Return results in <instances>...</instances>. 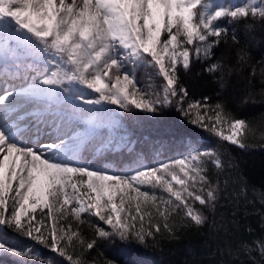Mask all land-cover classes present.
I'll return each instance as SVG.
<instances>
[{
	"label": "snow or ice",
	"instance_id": "6c2138e0",
	"mask_svg": "<svg viewBox=\"0 0 264 264\" xmlns=\"http://www.w3.org/2000/svg\"><path fill=\"white\" fill-rule=\"evenodd\" d=\"M257 21L264 28V0H0V256L60 264L33 244L18 246L25 238L69 264H97L89 253L106 243H154L162 227L174 236L177 227L205 226L228 168L215 148L157 164L137 156L118 170L92 157L127 150L131 121L163 123L170 108L248 147L242 130L253 125L223 102L189 100L185 77L206 62L219 88L229 87L232 72L249 65L237 33ZM221 44L233 51L231 67L223 55L213 59ZM83 214L108 227L86 239L72 224L92 227Z\"/></svg>",
	"mask_w": 264,
	"mask_h": 264
},
{
	"label": "trees",
	"instance_id": "16d2710c",
	"mask_svg": "<svg viewBox=\"0 0 264 264\" xmlns=\"http://www.w3.org/2000/svg\"><path fill=\"white\" fill-rule=\"evenodd\" d=\"M232 2L240 3L242 0ZM237 34L249 53V65L232 72L229 87L219 88L218 78L207 72L206 62L195 64L191 77H185V80L193 93L189 100L200 101L207 96L209 104L223 102L229 108L238 109L236 114L253 125L251 129L243 131L248 138V147L242 149L220 140L214 133L190 123L182 113L170 108L166 109L163 123L152 119L130 122L131 131L128 135L135 140L133 150L127 152L123 149L92 157L93 164L95 160L98 164L106 162L112 165L113 170H118L126 168L137 156L145 164L149 159L157 164L161 162L159 158L172 155L179 143L188 139L202 146L215 148L228 163L226 175L220 178L224 192L216 212L206 213L208 223L205 226L177 227L174 236L164 232L162 227L154 243H106L103 248L93 249L89 253L97 264L101 261L103 264H264V256L260 251L261 244L264 243V28L257 21L254 28L246 34L241 24ZM213 51V59H219L223 55V62L229 67L235 63L233 51L226 49L223 44ZM253 69L256 73L254 77L250 74ZM150 83L156 86L160 81L154 77ZM249 91L252 92L255 103L239 105L241 97ZM125 127L127 129L129 125ZM176 129L188 138L177 140L172 137L171 134ZM158 151L160 157H156ZM195 207L202 206L197 202ZM39 214L38 209L36 215L39 217ZM82 218H86L92 227L78 224L74 220L72 224L86 239L91 238L95 227H105L95 217L83 214ZM21 240L24 241H18V246L21 247L31 242L25 238ZM241 242H246L248 247H241ZM38 248L44 257L56 258L60 264H69L66 258L59 257L57 253H52L41 245ZM14 261L7 256H0V264H14Z\"/></svg>",
	"mask_w": 264,
	"mask_h": 264
},
{
	"label": "rangeland",
	"instance_id": "374dc122",
	"mask_svg": "<svg viewBox=\"0 0 264 264\" xmlns=\"http://www.w3.org/2000/svg\"><path fill=\"white\" fill-rule=\"evenodd\" d=\"M242 131H244V130H242ZM132 141H133L132 144L130 146H128V148L126 150L127 152L128 151H131V150H133L135 148V140L132 139ZM197 146H201L203 148H210V147H207V146H202V145H200L198 143H195L194 141L188 139V140H186L184 142H180L179 145L177 146V148L175 149V151L173 152L172 155L168 156L167 158H159V160L161 162H170L173 159L180 158V156H181L182 153L186 155L187 154V150H190L191 148H194V147H197ZM159 149H162V147H159ZM120 150H123V149H117L115 151H120ZM115 151H113V152H115ZM156 157H160L159 151L156 153ZM93 162H94V166H98V167H109V168H111L113 170L112 165L109 164V163L104 162V163L101 164V162H100L98 164V163H96V162H98L97 160H95ZM143 190H149L150 191V189H147V188H145ZM157 194L158 195L167 196L166 193H160L159 191H157ZM105 227H108V226L105 225ZM42 230H44V229H42ZM30 244L35 245V248L40 252V250L38 248V245L35 244V242H30ZM3 256H7L8 258H12L13 260H17L18 259V258H15V257L11 256L10 254L9 255H3Z\"/></svg>",
	"mask_w": 264,
	"mask_h": 264
}]
</instances>
